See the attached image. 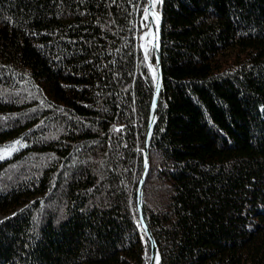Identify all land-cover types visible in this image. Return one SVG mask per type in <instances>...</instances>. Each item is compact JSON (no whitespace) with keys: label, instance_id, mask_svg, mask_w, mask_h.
<instances>
[{"label":"trees","instance_id":"16d2710c","mask_svg":"<svg viewBox=\"0 0 264 264\" xmlns=\"http://www.w3.org/2000/svg\"><path fill=\"white\" fill-rule=\"evenodd\" d=\"M147 0H0V264H148ZM143 211L158 264H264V0H161ZM151 59L156 63L154 49Z\"/></svg>","mask_w":264,"mask_h":264},{"label":"water","instance_id":"95a60500","mask_svg":"<svg viewBox=\"0 0 264 264\" xmlns=\"http://www.w3.org/2000/svg\"><path fill=\"white\" fill-rule=\"evenodd\" d=\"M147 13L149 15V21L152 26V29L154 30L152 45H153L154 55L156 59V71H155V88H154V96H153V108H152V113H151V117H150L149 124H148L147 136H146V141H145V146H144V170H143V174H142L140 184H139V189H138V209H139V217H140L141 224L151 244L149 264H158L160 260L158 246L147 224L144 211H143V188H144L146 177L148 175L149 168H150V151H149L150 150L149 149L150 140H151V136H152L155 124H156L158 101H159V96H160L161 87H162V79H163L162 63H161V56H160L161 15H158L155 13L154 8H153V0H147ZM153 14L155 15L153 16ZM154 17H156L158 20L157 26L154 23L155 22Z\"/></svg>","mask_w":264,"mask_h":264},{"label":"rangeland","instance_id":"374dc122","mask_svg":"<svg viewBox=\"0 0 264 264\" xmlns=\"http://www.w3.org/2000/svg\"><path fill=\"white\" fill-rule=\"evenodd\" d=\"M160 2H161V0H153V4H154L153 8H154L155 13L158 15H160V12H159ZM146 14L148 15L147 11H146ZM154 21H155L154 23L157 24V18L154 19ZM152 40H153V29H152V26L150 24L149 15H148L147 19H145V17H144L143 30H142V33L139 37V46H140L141 50L143 51V53H144L145 47L148 48V56H149L148 63L151 64V70L153 73H155L156 63H154L151 59V54L153 53ZM23 146H24V142H21V144L18 147L20 149Z\"/></svg>","mask_w":264,"mask_h":264},{"label":"snow or ice","instance_id":"6c2138e0","mask_svg":"<svg viewBox=\"0 0 264 264\" xmlns=\"http://www.w3.org/2000/svg\"><path fill=\"white\" fill-rule=\"evenodd\" d=\"M154 6V4H153ZM155 14H153L154 16ZM148 18V15H145V19ZM149 56H148V48L145 47L144 49V59L148 60ZM149 68L151 69V64H149ZM154 71V70H153ZM155 78V73H154V77ZM21 144V142L19 140L13 142L10 145L4 146V147H0V160L3 159H9L11 158V156L15 153L19 151V145Z\"/></svg>","mask_w":264,"mask_h":264},{"label":"bare ground","instance_id":"6f19581e","mask_svg":"<svg viewBox=\"0 0 264 264\" xmlns=\"http://www.w3.org/2000/svg\"><path fill=\"white\" fill-rule=\"evenodd\" d=\"M154 19H156V17H154ZM157 24H158V20H157ZM157 24H155L157 26ZM153 35H154V30H153ZM149 264V263H148Z\"/></svg>","mask_w":264,"mask_h":264}]
</instances>
